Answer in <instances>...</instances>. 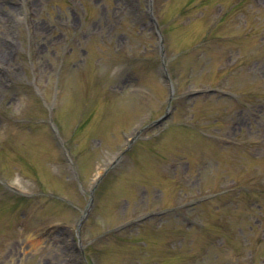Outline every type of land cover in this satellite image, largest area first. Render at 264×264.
Segmentation results:
<instances>
[{
  "label": "rangeland",
  "instance_id": "374dc122",
  "mask_svg": "<svg viewBox=\"0 0 264 264\" xmlns=\"http://www.w3.org/2000/svg\"><path fill=\"white\" fill-rule=\"evenodd\" d=\"M21 1L0 0V249L38 233L15 264H264V0ZM212 86L234 96L184 97Z\"/></svg>",
  "mask_w": 264,
  "mask_h": 264
},
{
  "label": "bare ground",
  "instance_id": "6f19581e",
  "mask_svg": "<svg viewBox=\"0 0 264 264\" xmlns=\"http://www.w3.org/2000/svg\"><path fill=\"white\" fill-rule=\"evenodd\" d=\"M32 236H27L20 244L22 253L27 252L30 249L36 250L38 245L41 243L39 239H31ZM19 237H10L5 247L0 250V264H15L16 257L20 254L19 246L16 243L20 241ZM18 240V241H17ZM17 241V242H16ZM19 243V242H18Z\"/></svg>",
  "mask_w": 264,
  "mask_h": 264
}]
</instances>
